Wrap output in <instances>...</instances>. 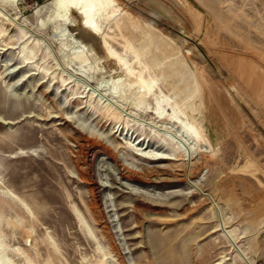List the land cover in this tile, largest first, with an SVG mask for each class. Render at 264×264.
<instances>
[{
  "label": "rangeland",
  "instance_id": "374dc122",
  "mask_svg": "<svg viewBox=\"0 0 264 264\" xmlns=\"http://www.w3.org/2000/svg\"><path fill=\"white\" fill-rule=\"evenodd\" d=\"M72 11L68 21L59 0H0V264H248L207 195L264 264V0H82ZM90 14L88 44L76 23ZM107 45L150 106L105 62ZM112 105L131 114L118 122ZM82 133L109 154L79 149ZM167 134L204 149L207 165L183 183L121 177L119 164L169 163L145 151L177 155L168 165L181 173L190 151ZM83 163L104 185L105 228Z\"/></svg>",
  "mask_w": 264,
  "mask_h": 264
},
{
  "label": "bare ground",
  "instance_id": "6f19581e",
  "mask_svg": "<svg viewBox=\"0 0 264 264\" xmlns=\"http://www.w3.org/2000/svg\"><path fill=\"white\" fill-rule=\"evenodd\" d=\"M59 1H60L61 5H62V8H63V10L65 12V15H66V17H67V19L69 21L70 18H71V14L73 13L72 8L76 4H79L80 1H82V0H59ZM89 1H91L94 4L99 5V4L102 3L103 0H89ZM75 21H76V19H75ZM77 21L79 22V20H77ZM76 24L80 25V26L77 25L78 27H81V30H80L81 31L80 32L81 35L80 36L84 39V41L86 40L88 42V44H89L90 40L95 39V37H97V35H98V27H97V25H96V23H95V21H94V19L92 17V14L80 17V23H76ZM91 44H92V42H91ZM105 55L107 56V59L105 60V62H107L108 66L111 69H113L115 67L118 68V69H121V71H122L121 79L123 80V82L126 85H128L130 87L139 86L140 89H139V91L137 93H138V97L140 98V104L144 103V104H149V106H150L151 102H146V101H148V94L150 93V89H149L148 86H146V84L139 77V75L137 74V71L135 69L131 68L130 66H128L127 63L120 57V55L118 53H116L114 50H112V48H110L109 46L107 47ZM83 57H85V56L83 55ZM117 82H118V80H114L113 81L114 89H119V93L123 92L121 90V87H119L120 86L119 82L118 83ZM122 88H124V87H122ZM141 88H143V89L141 90ZM121 95H122V97L128 99L127 95H123V94L120 93V96ZM134 95H136L135 91H134ZM130 103H131V100H127L126 104L130 105ZM136 110L138 111L137 108H136ZM148 112H153V111L149 110ZM107 114L110 117L114 118L116 121L118 120V122H119L121 118H124V116H126L127 114H131V113H127L126 112L124 114L122 110H120L119 108L114 107L112 105L111 107L108 106ZM157 114H158L159 118H161V119L165 118L164 116H162L161 113H157ZM127 118H129V117L127 116ZM189 119H190V121L193 124H195L197 127H199L194 122L193 119H191L190 117H189ZM163 121H165V120H163ZM147 124H151V123L148 122ZM200 129L201 128H199V131H200ZM200 132L204 135V138L207 140V142L210 143V140L204 134L202 129H201ZM167 135L170 138H172L175 142L179 143L180 149H181V151H183L184 145H187V143L184 141V139L176 136L178 138L176 140L175 138L171 137L169 134H167ZM78 142H79L78 146L80 147L79 149H82L83 147L90 146L91 150L94 151V153L96 152V154L99 153V152H103V151H107L108 154H109V152L111 151L109 149L108 145L103 144V141L101 139L98 138V139L94 140V139L90 138V136L88 134H86V133L80 134V139H79ZM121 143L123 144V142H120V144ZM138 145H141V148L139 149L140 151L141 150H145V149H147L149 147V143H148V146L144 148L145 142H143L141 144L138 143ZM210 145H211V143H210ZM124 148H125V146H124ZM142 148H144V149H142ZM187 148L190 151L189 154H191V155H189L190 157L188 158L190 160L181 169L182 170L181 173L175 172L173 170L174 168H172V167L170 168V166L168 165V164L175 163L177 160H179L177 155L173 156V154L169 155L168 153L167 154L150 153V152L148 153L147 151H145V152H140V153H137V154L142 156L143 159H148V160H153V161L154 160H160V161L169 162V163L165 164V166H163V165L148 166V167H146L144 169V171H140V170H137V169H133L132 167L130 168L129 166L119 164L121 177L122 178H127L129 180H135V179H138V178L139 179H145V180H147V179L148 180H154V181L156 180V182L160 183V184H163V183L164 184L165 183L175 184V183L186 182V180L190 181L191 180V176L193 174H195L196 171H198V166L199 165H207L208 158L204 154V152L206 153V151L204 149H202L201 147H199V146H195V145L191 146L190 145V147H189L187 145ZM195 152L200 155L199 158H197V156H194ZM81 156L79 155V157H81ZM82 158H84V157L82 156ZM117 158H119V154L116 155V159ZM80 160H81V158H80ZM81 161L83 162V160H81ZM85 162H86V160H85ZM88 164L87 163H83V165H81V166H78V165H76V166H77V168L79 170V174H80L79 176L81 178V181L87 186L88 192H89L90 197H91L90 198V203H89L90 204V210L95 215V217H97V220H99L100 222L104 223L103 227L105 228L108 225L107 222H106L107 221V219H106L107 215L105 214V209L102 208V195H101L102 187L104 185L99 183L97 180L94 182L93 178H91L89 176L90 172H88L86 170ZM175 166H176V164H175ZM207 197H208V199L211 200L212 206H214L215 208L217 207L218 209H220V212L217 213V217H218L217 227L224 233V235L227 237V239H229V241L232 244L233 250L235 252H237V254L239 253L242 256V258L248 264H253V261L251 259H249L247 249L243 246V244L239 243V241H238L239 239L237 240V238L233 237V235H232L233 232H236V233L238 232V230H239L238 226H229L228 223H229V220H230L231 217L227 216V214H224V212L216 204L215 199L212 198L211 195H207ZM234 236H235V234H234Z\"/></svg>",
  "mask_w": 264,
  "mask_h": 264
}]
</instances>
